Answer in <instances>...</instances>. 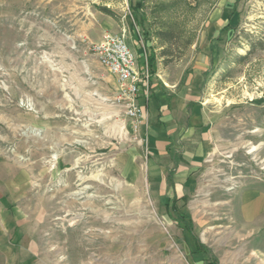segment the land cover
<instances>
[{
  "label": "rangeland",
  "instance_id": "1",
  "mask_svg": "<svg viewBox=\"0 0 264 264\" xmlns=\"http://www.w3.org/2000/svg\"><path fill=\"white\" fill-rule=\"evenodd\" d=\"M108 32H125L148 96L150 50L168 75L206 66L214 138L180 214L92 50ZM262 160L264 0H0V264H264L241 196L264 186Z\"/></svg>",
  "mask_w": 264,
  "mask_h": 264
},
{
  "label": "crops",
  "instance_id": "2",
  "mask_svg": "<svg viewBox=\"0 0 264 264\" xmlns=\"http://www.w3.org/2000/svg\"><path fill=\"white\" fill-rule=\"evenodd\" d=\"M205 70L201 61L179 76L157 69L151 78L149 96L138 97L146 115L142 121L152 183L174 186L178 191L174 197L182 202V197H189L188 190L193 187L214 138L202 86ZM241 196L243 211L263 221L264 186L245 184Z\"/></svg>",
  "mask_w": 264,
  "mask_h": 264
},
{
  "label": "built area",
  "instance_id": "3",
  "mask_svg": "<svg viewBox=\"0 0 264 264\" xmlns=\"http://www.w3.org/2000/svg\"><path fill=\"white\" fill-rule=\"evenodd\" d=\"M101 63L116 77L119 89L128 100V113L139 122L146 116L142 106L138 102L141 94L148 96V74H144V80L137 69L136 53L128 44L125 32L105 33L103 39L92 47ZM260 177L264 179V160L260 161Z\"/></svg>",
  "mask_w": 264,
  "mask_h": 264
},
{
  "label": "trees",
  "instance_id": "4",
  "mask_svg": "<svg viewBox=\"0 0 264 264\" xmlns=\"http://www.w3.org/2000/svg\"><path fill=\"white\" fill-rule=\"evenodd\" d=\"M106 10H107V12H110V11H108V9H106ZM149 36H150V32H147V36H146L147 42L150 39ZM148 48H150V47L148 46ZM147 62H148V66H147L148 72L152 76L157 71V67H156V63H155V54L151 50L149 52ZM182 200L183 201H187L188 200V197L187 196H184V197H182ZM178 201H179V199L177 197H174L173 198L172 205H173L175 211L178 214H180L179 211H178V207H177V202ZM184 204H185V202H184ZM178 216H180V218L186 220V217L184 215H178ZM192 229L193 228H192L191 221H188L187 220L186 221V230L189 231V232H192ZM193 238H194V242H195L196 252H209L206 249L207 246L204 243L201 242V240L199 239L198 236L193 235ZM208 264H218V263L216 261H208Z\"/></svg>",
  "mask_w": 264,
  "mask_h": 264
}]
</instances>
